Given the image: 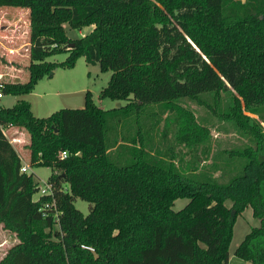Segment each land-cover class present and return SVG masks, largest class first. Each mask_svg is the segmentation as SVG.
<instances>
[{"label":"trees","instance_id":"obj_1","mask_svg":"<svg viewBox=\"0 0 264 264\" xmlns=\"http://www.w3.org/2000/svg\"><path fill=\"white\" fill-rule=\"evenodd\" d=\"M28 8L32 90L68 51L111 75L100 96L47 117L26 100L0 107V224L18 242L0 264H228L236 217L250 205L260 225L234 254L264 264V0H0ZM64 24L84 36L70 40ZM232 123L245 145L213 151L210 127L185 102ZM29 134V166H49L56 220L34 198L33 174L5 132ZM62 151L66 156L62 157ZM91 204L84 215L74 206ZM187 198L179 210L174 200ZM231 201V207L225 205ZM46 212H49L47 210ZM57 225L58 227H54ZM92 249V250H91Z\"/></svg>","mask_w":264,"mask_h":264},{"label":"rangeland","instance_id":"obj_2","mask_svg":"<svg viewBox=\"0 0 264 264\" xmlns=\"http://www.w3.org/2000/svg\"><path fill=\"white\" fill-rule=\"evenodd\" d=\"M0 9L19 14L23 12V21L20 36L16 38V45H21L28 41L29 18L28 8L2 6ZM66 36L73 40L80 38L90 32L93 25L84 26L80 29L71 28L64 24ZM15 42V40H12ZM6 42V41H5ZM3 51V53H2ZM18 56L15 54H4L0 47V72L3 74V81L6 82H25L28 79L27 66L30 62L28 57V47H22ZM69 57L68 51H61L46 57L47 62L55 65L49 71H44L37 78L33 88L28 93L13 95L2 94L0 97V107H11L18 100H26L30 104L31 113L36 117H47L61 108H81L85 104L86 93L89 92L93 102L103 109H112L120 105H125V100H113L109 97L100 96V92L109 81L111 71L101 70L99 64H88L83 55L75 57L72 66H64ZM186 106L195 114V117L202 123L208 125L211 130V143L213 151L220 149H231L240 147L248 142L247 137L232 123L219 120L209 113L203 106L193 102H185ZM5 132L13 144L20 151L22 164L29 163V134L21 127L10 126ZM49 166H30L28 173L33 174L34 181L38 187H42L47 182L51 174ZM39 192L35 193L37 198ZM188 202L187 198H177L174 200L172 208L181 209ZM231 201H225V205L230 208ZM74 206L84 215L88 214L91 204L81 198L74 199ZM260 225V220L253 216L252 208L247 205L243 211L238 214L232 226V236L228 248V264H244V261L238 258L234 251L240 244L244 236L254 227ZM54 227H58L54 225ZM18 242V238L11 232L5 230L0 224V259L7 250ZM247 264H250L247 262Z\"/></svg>","mask_w":264,"mask_h":264},{"label":"crops","instance_id":"obj_3","mask_svg":"<svg viewBox=\"0 0 264 264\" xmlns=\"http://www.w3.org/2000/svg\"><path fill=\"white\" fill-rule=\"evenodd\" d=\"M23 18V12H19V14L16 15L0 9V47L4 50V54L17 55V52H19L23 46L28 47L27 41H24L21 45H16V38L20 36V33H23V30L21 32V21H23ZM12 40H15V42ZM0 76H3L1 72Z\"/></svg>","mask_w":264,"mask_h":264},{"label":"built area","instance_id":"obj_4","mask_svg":"<svg viewBox=\"0 0 264 264\" xmlns=\"http://www.w3.org/2000/svg\"><path fill=\"white\" fill-rule=\"evenodd\" d=\"M2 84L0 83V97H2ZM62 157L66 156V152L62 151L61 153ZM22 172H28L30 169V166L25 163L22 165V167L20 168ZM39 192V196H44V197H49L48 200L44 201L40 207V209H42L44 211V214H51L56 220L58 219V215H59V210L57 209V205L55 202V197H54V193H53V188L52 185H50L49 183H45L44 186L39 187L38 189ZM47 210H49V212H46ZM92 250V249H91Z\"/></svg>","mask_w":264,"mask_h":264}]
</instances>
